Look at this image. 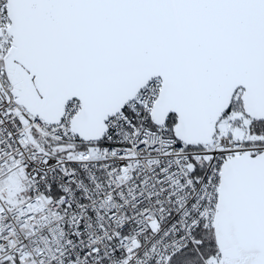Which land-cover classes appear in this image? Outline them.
<instances>
[{
	"label": "snow or ice",
	"instance_id": "6c2138e0",
	"mask_svg": "<svg viewBox=\"0 0 264 264\" xmlns=\"http://www.w3.org/2000/svg\"><path fill=\"white\" fill-rule=\"evenodd\" d=\"M0 264H264V0H0Z\"/></svg>",
	"mask_w": 264,
	"mask_h": 264
}]
</instances>
